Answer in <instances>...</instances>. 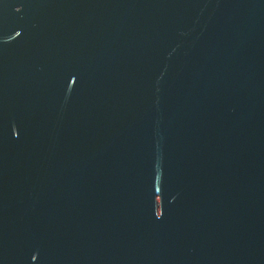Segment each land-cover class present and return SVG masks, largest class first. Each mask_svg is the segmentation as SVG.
<instances>
[{
  "label": "water",
  "instance_id": "water-1",
  "mask_svg": "<svg viewBox=\"0 0 264 264\" xmlns=\"http://www.w3.org/2000/svg\"><path fill=\"white\" fill-rule=\"evenodd\" d=\"M0 264H264V0H0Z\"/></svg>",
  "mask_w": 264,
  "mask_h": 264
}]
</instances>
